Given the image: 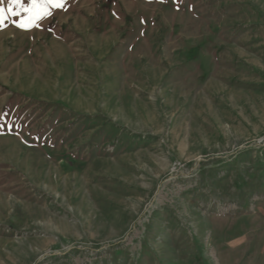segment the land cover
Here are the masks:
<instances>
[{
  "label": "rangeland",
  "instance_id": "374dc122",
  "mask_svg": "<svg viewBox=\"0 0 264 264\" xmlns=\"http://www.w3.org/2000/svg\"><path fill=\"white\" fill-rule=\"evenodd\" d=\"M51 12L0 27V264H264V0Z\"/></svg>",
  "mask_w": 264,
  "mask_h": 264
},
{
  "label": "snow or ice",
  "instance_id": "6c2138e0",
  "mask_svg": "<svg viewBox=\"0 0 264 264\" xmlns=\"http://www.w3.org/2000/svg\"><path fill=\"white\" fill-rule=\"evenodd\" d=\"M66 0H0V27L13 19V24L22 30L38 26V22L51 16V9H63Z\"/></svg>",
  "mask_w": 264,
  "mask_h": 264
}]
</instances>
